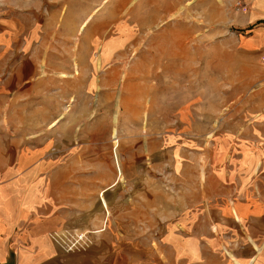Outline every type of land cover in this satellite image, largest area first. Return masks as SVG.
I'll use <instances>...</instances> for the list:
<instances>
[{
  "label": "rangeland",
  "instance_id": "1",
  "mask_svg": "<svg viewBox=\"0 0 264 264\" xmlns=\"http://www.w3.org/2000/svg\"><path fill=\"white\" fill-rule=\"evenodd\" d=\"M52 9L34 92L13 96L17 60L6 52L0 135L10 149L52 152L41 180L69 184L70 200L94 194L73 186L100 185L99 235L132 247L134 260L219 262L211 224L242 149L264 135V49L233 27L235 2L53 0Z\"/></svg>",
  "mask_w": 264,
  "mask_h": 264
},
{
  "label": "crops",
  "instance_id": "2",
  "mask_svg": "<svg viewBox=\"0 0 264 264\" xmlns=\"http://www.w3.org/2000/svg\"><path fill=\"white\" fill-rule=\"evenodd\" d=\"M23 1L26 6L21 8V0H8L7 8L0 11V67L6 66V52L12 51L17 60L12 65L16 98L35 91L37 51L51 50L54 27L53 0ZM231 1L234 5L236 0ZM243 5L244 10H233L231 23L250 34L252 49H264V0H244ZM5 91L3 75L0 115ZM4 138L0 135V264H142L134 260L132 247L107 242V233L99 235L103 230L96 227L99 220L95 215L101 201L95 191L100 185L73 186L92 189L94 194L87 195L89 199L82 194L81 199L70 200L64 192L69 184L41 180L54 170L40 162L53 158L52 152L10 149ZM252 141L260 146L242 149L234 168L236 177L221 200L220 217L211 224V231L214 227L221 233L217 239L211 238V254L219 258L211 264H264V135ZM60 172L67 175L68 168ZM218 240L221 247L216 246Z\"/></svg>",
  "mask_w": 264,
  "mask_h": 264
},
{
  "label": "built area",
  "instance_id": "3",
  "mask_svg": "<svg viewBox=\"0 0 264 264\" xmlns=\"http://www.w3.org/2000/svg\"><path fill=\"white\" fill-rule=\"evenodd\" d=\"M243 2H244V0H236L235 1V8L236 9H240V10H244V5H243ZM262 61H264V60H262Z\"/></svg>",
  "mask_w": 264,
  "mask_h": 264
},
{
  "label": "bare ground",
  "instance_id": "4",
  "mask_svg": "<svg viewBox=\"0 0 264 264\" xmlns=\"http://www.w3.org/2000/svg\"><path fill=\"white\" fill-rule=\"evenodd\" d=\"M89 20V19H88ZM86 23H87V21H86ZM86 23L83 25V27L86 25ZM83 27H82V29H83ZM65 76V75H64ZM57 122V121H56Z\"/></svg>",
  "mask_w": 264,
  "mask_h": 264
}]
</instances>
